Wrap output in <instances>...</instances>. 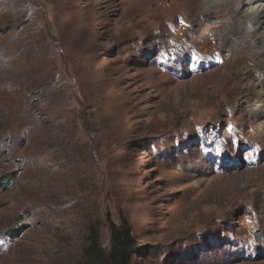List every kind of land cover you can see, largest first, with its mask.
<instances>
[{
  "label": "rangeland",
  "instance_id": "374dc122",
  "mask_svg": "<svg viewBox=\"0 0 264 264\" xmlns=\"http://www.w3.org/2000/svg\"><path fill=\"white\" fill-rule=\"evenodd\" d=\"M190 1L0 0V264H264V40Z\"/></svg>",
  "mask_w": 264,
  "mask_h": 264
},
{
  "label": "bare ground",
  "instance_id": "6f19581e",
  "mask_svg": "<svg viewBox=\"0 0 264 264\" xmlns=\"http://www.w3.org/2000/svg\"><path fill=\"white\" fill-rule=\"evenodd\" d=\"M190 2H192V4L200 5L201 10L199 11V15L201 14L205 20H207L206 18L214 20H219L221 17L228 18L226 21L229 22L226 24V32L223 35L224 40H227L225 43H228L229 39L243 33H252L255 37V42H263L264 0H193ZM206 4L214 9L206 10ZM183 15L185 14L181 15L184 20ZM189 18L190 17L186 15L185 20H196L195 17ZM229 48L232 50L231 47ZM263 56L264 51L257 53L258 66L261 67V69H264ZM258 94L262 96L264 103V88H262Z\"/></svg>",
  "mask_w": 264,
  "mask_h": 264
},
{
  "label": "trees",
  "instance_id": "16d2710c",
  "mask_svg": "<svg viewBox=\"0 0 264 264\" xmlns=\"http://www.w3.org/2000/svg\"><path fill=\"white\" fill-rule=\"evenodd\" d=\"M13 173H3L0 176V189H6ZM111 245L102 242L100 227L93 225L89 230L88 245L82 253L83 264H133L132 257L138 247V241L127 218L118 224L109 218ZM13 229L10 232H17Z\"/></svg>",
  "mask_w": 264,
  "mask_h": 264
}]
</instances>
